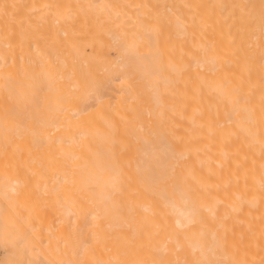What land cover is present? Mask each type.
Wrapping results in <instances>:
<instances>
[{
	"label": "bare ground",
	"instance_id": "obj_1",
	"mask_svg": "<svg viewBox=\"0 0 264 264\" xmlns=\"http://www.w3.org/2000/svg\"><path fill=\"white\" fill-rule=\"evenodd\" d=\"M0 236L264 264V0H0Z\"/></svg>",
	"mask_w": 264,
	"mask_h": 264
},
{
	"label": "rangeland",
	"instance_id": "obj_2",
	"mask_svg": "<svg viewBox=\"0 0 264 264\" xmlns=\"http://www.w3.org/2000/svg\"><path fill=\"white\" fill-rule=\"evenodd\" d=\"M15 233H17V232H15ZM0 248L4 251V252H2V250H0V264H35L30 260H26V259L18 260L19 258L17 259L15 256H13L12 253H15L14 251L16 250L15 246L12 243H10L9 241L3 242V239L1 236H0ZM2 253H4V254H2ZM4 255L6 258L3 257Z\"/></svg>",
	"mask_w": 264,
	"mask_h": 264
}]
</instances>
